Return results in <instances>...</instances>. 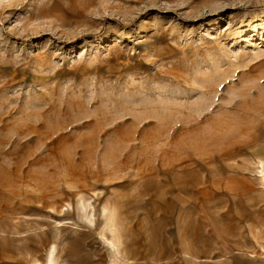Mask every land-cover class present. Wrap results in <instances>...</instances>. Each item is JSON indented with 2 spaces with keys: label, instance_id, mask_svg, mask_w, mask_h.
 I'll return each mask as SVG.
<instances>
[{
  "label": "rangeland",
  "instance_id": "rangeland-1",
  "mask_svg": "<svg viewBox=\"0 0 264 264\" xmlns=\"http://www.w3.org/2000/svg\"><path fill=\"white\" fill-rule=\"evenodd\" d=\"M0 264H264V0H0Z\"/></svg>",
  "mask_w": 264,
  "mask_h": 264
},
{
  "label": "bare ground",
  "instance_id": "bare-ground-1",
  "mask_svg": "<svg viewBox=\"0 0 264 264\" xmlns=\"http://www.w3.org/2000/svg\"><path fill=\"white\" fill-rule=\"evenodd\" d=\"M222 124V123H221ZM217 125V124H216ZM218 125H219V123H218Z\"/></svg>",
  "mask_w": 264,
  "mask_h": 264
}]
</instances>
